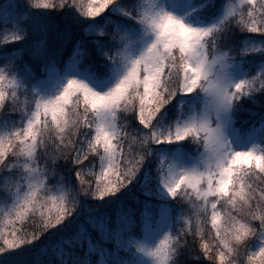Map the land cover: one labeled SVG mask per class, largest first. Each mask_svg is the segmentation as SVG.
<instances>
[{"label":"snow or ice","instance_id":"6c2138e0","mask_svg":"<svg viewBox=\"0 0 264 264\" xmlns=\"http://www.w3.org/2000/svg\"><path fill=\"white\" fill-rule=\"evenodd\" d=\"M0 264H264V0H0Z\"/></svg>","mask_w":264,"mask_h":264}]
</instances>
